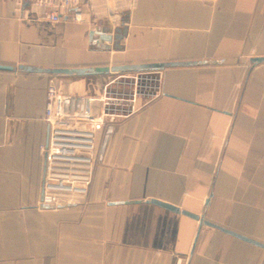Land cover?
Listing matches in <instances>:
<instances>
[{"label":"crops","instance_id":"0c3cea01","mask_svg":"<svg viewBox=\"0 0 264 264\" xmlns=\"http://www.w3.org/2000/svg\"><path fill=\"white\" fill-rule=\"evenodd\" d=\"M16 14L0 0V65L165 70L162 95L97 130L87 202L41 203L52 78L0 71V264H264V0H107ZM106 28L104 51L90 33ZM118 30V33L115 32ZM95 40V37H93ZM202 217L259 246L146 203Z\"/></svg>","mask_w":264,"mask_h":264},{"label":"built area","instance_id":"2783aa9c","mask_svg":"<svg viewBox=\"0 0 264 264\" xmlns=\"http://www.w3.org/2000/svg\"><path fill=\"white\" fill-rule=\"evenodd\" d=\"M13 1L16 14L29 7L52 24L59 22L62 12L72 9L71 20L84 21L86 15L80 8L85 5H92L101 17L109 14L107 0ZM161 95V74L147 73L112 77L98 95L79 100L77 111L69 109L71 103L65 98L52 97L54 108L45 116L47 142L41 146L45 154L41 203L54 208L84 205L92 182L97 130L121 124Z\"/></svg>","mask_w":264,"mask_h":264},{"label":"water","instance_id":"95a60500","mask_svg":"<svg viewBox=\"0 0 264 264\" xmlns=\"http://www.w3.org/2000/svg\"><path fill=\"white\" fill-rule=\"evenodd\" d=\"M115 32L118 33V30ZM93 37H95V40H93ZM113 38L114 40L119 39V37H112L111 35H109L107 33L106 28H103L100 31L96 29L90 33V41L96 44L97 46H100V48L104 51L110 49V45ZM251 62L253 64L263 63L264 58H255L252 59ZM205 64L207 63H199V62L142 63V64H132V65L96 66V67H81V68H42L39 66H30V65H18L17 67H8V66L0 65V71L14 72V73L26 74V75H38L48 78L88 79V78H100V77H119V76H126L133 74H147V73L162 74L165 70L171 68L194 67ZM135 203L151 204L159 208H162L164 210H167L171 213L178 214L187 217L191 220H194L198 223L197 234L200 228L202 226H205L215 229L237 240L259 246L258 243H255L227 229H224L222 227L204 221L202 217L180 210L172 205L155 200L125 202V204H135ZM59 207H72V206L61 205Z\"/></svg>","mask_w":264,"mask_h":264},{"label":"rangeland","instance_id":"374dc122","mask_svg":"<svg viewBox=\"0 0 264 264\" xmlns=\"http://www.w3.org/2000/svg\"><path fill=\"white\" fill-rule=\"evenodd\" d=\"M159 77V76H156ZM112 77L88 78V79H74V78H52L51 80V97L58 99L60 97L66 98L71 103L69 109L74 108L72 104L77 103L81 99L94 97L98 95L103 85L108 83ZM114 89V88H112ZM55 90L56 93L51 92ZM55 101V100H54ZM97 133L95 136V150L96 151ZM95 155V154H94Z\"/></svg>","mask_w":264,"mask_h":264},{"label":"bare ground","instance_id":"6f19581e","mask_svg":"<svg viewBox=\"0 0 264 264\" xmlns=\"http://www.w3.org/2000/svg\"><path fill=\"white\" fill-rule=\"evenodd\" d=\"M64 101H68V100L65 98ZM68 104H69V102H68ZM72 106H74V111H75V110L77 111V110L79 109L77 103H74V105L72 104Z\"/></svg>","mask_w":264,"mask_h":264}]
</instances>
